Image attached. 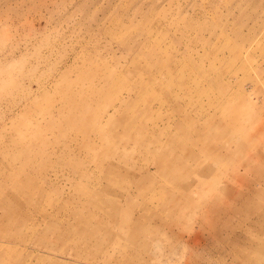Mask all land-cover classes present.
Segmentation results:
<instances>
[{"label": "rangeland", "instance_id": "obj_1", "mask_svg": "<svg viewBox=\"0 0 264 264\" xmlns=\"http://www.w3.org/2000/svg\"><path fill=\"white\" fill-rule=\"evenodd\" d=\"M254 213L264 0H0V264H264Z\"/></svg>", "mask_w": 264, "mask_h": 264}, {"label": "bare ground", "instance_id": "obj_2", "mask_svg": "<svg viewBox=\"0 0 264 264\" xmlns=\"http://www.w3.org/2000/svg\"><path fill=\"white\" fill-rule=\"evenodd\" d=\"M120 110V107L117 108V112H119ZM245 207H247V205L245 204ZM254 217L257 219V222H263L264 223V214L261 215V214H256L254 213ZM224 218V216H220V220H222ZM226 222L224 224H227L228 225V220H225Z\"/></svg>", "mask_w": 264, "mask_h": 264}]
</instances>
